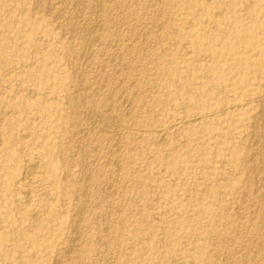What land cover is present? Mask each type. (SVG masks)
<instances>
[{
    "label": "rangeland",
    "instance_id": "rangeland-1",
    "mask_svg": "<svg viewBox=\"0 0 264 264\" xmlns=\"http://www.w3.org/2000/svg\"><path fill=\"white\" fill-rule=\"evenodd\" d=\"M262 100L264 0H0V264H264Z\"/></svg>",
    "mask_w": 264,
    "mask_h": 264
},
{
    "label": "bare ground",
    "instance_id": "bare-ground-1",
    "mask_svg": "<svg viewBox=\"0 0 264 264\" xmlns=\"http://www.w3.org/2000/svg\"><path fill=\"white\" fill-rule=\"evenodd\" d=\"M75 1V0H74ZM79 1V0H78ZM158 1V0H157ZM244 1V0H243ZM86 2V1H85ZM210 2V1H209ZM252 3V2H251ZM42 4V3H41ZM85 4V3H84ZM77 5V4H76ZM75 6V5H74ZM79 7V6H78ZM92 7V6H91ZM48 8H50V7H48ZM99 8V7H98ZM223 8V7H222ZM93 9V8H92ZM94 10V9H93ZM61 11V10H60ZM83 11V10H82ZM50 12V11H49ZM48 12V13H49ZM168 13V12H167ZM93 14V13H92ZM219 15V14H218ZM219 17H221V16H219ZM56 18V17H55ZM97 18H98V16H97ZM96 18V19H97ZM155 18V17H154ZM69 19V18H68ZM95 19V20H96ZM155 21V20H154ZM54 22V21H53ZM101 22V21H100ZM86 24V23H85ZM100 24V23H99ZM145 24V23H144ZM115 25V24H114ZM59 26V25H58ZM95 26V25H94ZM102 27V26H101ZM94 28V27H93ZM71 29V28H70ZM84 29V28H83ZM73 30V29H72ZM75 30V29H74ZM91 30V29H90ZM232 30V29H231ZM92 31V30H91ZM72 32V31H71ZM74 32V31H73ZM77 32V31H76ZM87 32V31H86ZM72 35H73V33H71ZM87 34V33H86ZM89 34V33H88ZM148 34V33H147ZM146 34V35H147ZM74 35H75V33H74ZM89 36V35H88ZM87 36V37H88ZM91 36H93V35H91ZM63 37V36H62ZM70 37V36H69ZM77 37V36H76ZM221 37V36H220ZM191 38V37H190ZM93 39V38H92ZM94 39H95V36H94ZM193 39V38H192ZM87 40L89 41V40H91L90 38H87ZM196 40V39H195ZM191 41V40H190ZM130 42V41H129ZM242 42H244V41H242ZM91 42H88V44H90ZM253 44V43H252ZM245 45H246V43H245ZM91 46V45H90ZM90 48V47H89ZM130 48V47H129ZM260 48V47H259ZM202 50V49H201ZM205 52H206V50H204ZM207 51H209V50H207ZM226 51V50H225ZM124 52V51H123ZM92 53V52H91ZM221 53V52H220ZM211 54V53H210ZM215 53H213V55H214ZM217 54V53H216ZM103 55V54H102ZM212 55V54H211ZM232 55V54H231ZM209 56V55H208ZM216 57V56H215ZM81 58V57H80ZM85 63V62H84ZM127 69V68H126ZM135 69V68H134ZM173 69V68H172ZM31 70V69H30ZM160 70V69H159ZM27 72H29V71H27ZM172 72V71H171ZM31 74V73H30ZM29 74V75H30ZM32 77H33V75H32ZM79 78H80V76H79ZM191 78V77H190ZM203 80V79H202ZM137 81V80H136ZM121 84V83H120ZM241 84V83H240ZM184 85V84H183ZM120 86V85H119ZM185 86V85H184ZM188 86V85H187ZM206 86H208V85H206ZM243 86V85H242ZM131 87V86H130ZM209 88V87H208ZM87 90H88V88H87ZM86 91V90H85ZM112 97V96H111ZM89 98H90V96H89ZM259 100V99H258ZM261 100V99H260ZM85 101V100H84ZM242 101V100H241ZM263 101V100H262ZM113 102V101H112ZM85 103V102H84ZM124 106V105H123ZM110 107V106H109ZM261 109H260V114H259V116H258V118H256L254 121H256V124L259 122L263 127H264V101H263V103L261 104ZM233 108V107H232ZM108 109V108H107ZM90 111V110H89ZM95 112V111H94ZM106 112V111H105ZM7 113V112H6ZM106 114V113H105ZM130 114V113H129ZM101 115V114H100ZM213 116V115H212ZM257 116V115H256ZM73 117V116H72ZM93 117V116H92ZM105 117V116H104ZM113 117V116H112ZM85 118V117H84ZM101 118V117H100ZM87 120V119H86ZM96 120H98V119H96ZM106 120V119H105ZM197 120V119H196ZM107 121V120H106ZM191 121V120H190ZM99 122V121H98ZM97 122V123H98ZM100 122H102V121H100ZM189 122V121H188ZM105 123V122H104ZM103 123V124H104ZM107 123V122H106ZM109 123V122H108ZM181 123V122H180ZM255 123V122H254ZM93 124V123H92ZM116 125V124H115ZM259 125V124H258ZM97 126H98V124H97ZM96 126V127H97ZM100 126V125H99ZM107 126V125H106ZM118 126V125H117ZM95 127V126H94ZM101 127V126H100ZM100 127H98V129L100 128ZM109 127V126H108ZM262 127V128H263ZM91 128V127H90ZM101 128H103L104 129V127H101ZM117 128V127H116ZM122 128V127H121ZM125 128V127H124ZM107 129V128H106ZM128 129V128H127ZM258 129V128H257ZM85 130V129H84ZM105 130V129H104ZM256 130V129H255ZM260 130H262V129H260ZM92 131V130H91ZM100 131H101V129H100ZM162 131H164V130H162ZM258 131V130H257ZM145 132V131H144ZM149 132V131H148ZM158 132V131H157ZM262 132V131H261ZM264 133V132H263ZM98 134V133H97ZM105 134V133H104ZM113 134V133H112ZM158 134H160V132H158ZM86 135V134H85ZM121 135V134H120ZM29 136V135H28ZM75 136V135H74ZM166 136V135H165ZM251 136L253 137V138H256V139H258V140H261L262 138H263V136L261 135V133L259 134V132L257 133L256 131H253L252 132V134H251ZM81 137V136H80ZM163 139H164V136L162 137ZM81 139V138H80ZM264 139V138H263ZM259 142V141H258ZM2 144V142L0 143V145ZM263 145H264V143H262ZM254 145V144H253ZM83 147V146H82ZM260 147H261V145H260ZM120 148V147H119ZM118 148V149H119ZM98 149V148H97ZM260 150V149H259ZM96 151V150H95ZM262 152V151H261ZM261 154V153H260ZM263 157H264V151H263ZM261 156V155H260ZM253 157V156H252ZM263 157H261V161H262V163H260L261 161H259V163L260 164H262V166L264 165V158ZM118 159V158H117ZM116 162V161H115ZM38 163V162H37ZM36 163V164H37ZM121 163V162H120ZM255 163V162H254ZM116 164V163H115ZM111 165V164H110ZM31 166H33V165H31ZM261 166V167H262ZM37 167V166H36ZM30 168V167H29ZM257 167H255L254 165H253V168L252 169H256ZM27 169V168H26ZM25 169V170H26ZM31 169V171L30 170H28L29 172L26 174V178H28V181H29V179H32L33 177H35V176H37V172H36V175H35V167H32V168H30ZM24 170V171H25ZM264 170V166H263V169H262V171ZM115 171V170H114ZM27 172V171H26ZM25 172V173H26ZM163 172V171H162ZM25 173H23V174H25ZM35 175V176H34ZM42 175V174H41ZM40 175V176H41ZM24 177V176H23ZM23 177H22V180H24L23 179ZM89 177V176H88ZM117 177V176H116ZM87 181V180H86ZM23 182V181H22ZM21 182V183H22ZM117 183V182H116ZM255 185V184H254ZM111 186V185H110ZM25 187V186H24ZM104 188V187H103ZM25 189H27V188H25ZM110 189V188H109ZM26 191V190H25ZM257 191V190H256ZM114 192V191H113ZM26 195L25 196H27V198L30 196V195H27V192L25 193ZM254 194V193H253ZM26 198V197H25ZM26 198V199H27ZM264 199V198H263ZM252 204V203H251ZM83 211V210H82ZM81 212V211H80ZM82 213V212H81ZM77 214V213H76ZM251 216V215H250ZM74 217V216H73ZM156 218V217H155ZM78 221V220H77ZM76 221V222H77ZM80 221V220H79ZM261 225V224H260ZM77 227V226H76ZM105 230V229H104ZM73 231H74V229H73ZM258 234V233H257ZM81 235V234H80ZM247 237V236H246ZM254 238V237H253ZM264 238V237H263ZM79 239V238H78ZM194 240V239H193ZM263 244V243H262ZM74 246V245H73ZM262 246V245H261ZM241 248V247H240ZM253 248V247H252ZM77 249V248H76ZM260 250V249H259ZM262 251V250H261ZM79 252V251H78ZM256 253V252H255ZM230 257V256H229ZM233 257V256H232ZM256 259V258H255ZM69 261V260H68ZM92 261V260H91ZM250 261V260H249ZM59 264V263H58Z\"/></svg>",
    "mask_w": 264,
    "mask_h": 264
}]
</instances>
